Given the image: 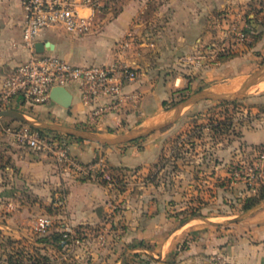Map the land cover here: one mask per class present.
<instances>
[{"label": "rangeland", "instance_id": "rangeland-1", "mask_svg": "<svg viewBox=\"0 0 264 264\" xmlns=\"http://www.w3.org/2000/svg\"><path fill=\"white\" fill-rule=\"evenodd\" d=\"M132 1H107L106 8L95 16L91 33L100 46L99 52L106 50L107 61L103 64L124 62L135 68L139 78L144 80L128 94H136V102H142L152 89L164 88V79L174 80L179 72L191 78L190 83L205 69L217 68L219 72L212 83L217 85L214 94L219 98L201 99L190 104L196 89L207 84L186 91L185 83L173 97L154 100V103L165 102L167 109L186 104L184 115L165 136L159 162L152 166L117 169L116 174L107 171L113 182L105 185L112 191L107 200L109 205L101 207L99 222L75 228L78 241L54 246L47 242V233L36 227L30 238L5 236L0 241V256H6L9 264H116L134 245L145 249L129 250L123 264H158L161 259L150 253L160 254L161 244L127 242L123 235L129 232V222L135 219L146 222L151 215L150 205L156 206L157 215L165 209L172 219V226L195 217L213 222L214 228L217 225L216 232L223 234V239L214 245L218 247L217 252L209 255L212 257L207 263L203 259L193 261L197 264H230L221 252L222 248L235 243L236 233L243 232L244 213L264 203L263 200L251 210H244L246 199L264 184V144L250 145L242 134L244 128L264 122V31L261 42L255 44L261 37L257 29H261L264 18L256 19L255 13L251 12V0L236 1L220 8L208 22L211 32L202 35L197 50L168 53L169 46H177L180 40L179 36L170 35L164 29L169 21L168 15L163 13L167 0ZM131 4L138 9L132 22L129 17L124 19V11ZM242 32L250 35L248 41L242 39ZM258 68L260 70L255 73ZM236 75H247V79H239L235 88L226 87ZM168 86L169 92L173 90ZM2 121L13 124L10 118H2ZM168 128L170 126L162 132ZM44 134L61 135L48 130ZM69 140L72 138H65L70 147ZM106 168L110 170L107 165ZM43 204L41 215L54 213L55 209ZM226 229L229 233H225ZM191 234L178 246L169 245L164 262L177 261L181 252L193 249L192 240L201 242V231Z\"/></svg>", "mask_w": 264, "mask_h": 264}, {"label": "crops", "instance_id": "crops-1", "mask_svg": "<svg viewBox=\"0 0 264 264\" xmlns=\"http://www.w3.org/2000/svg\"><path fill=\"white\" fill-rule=\"evenodd\" d=\"M236 1L239 0H167L163 5L166 12L164 10L163 13L168 15L169 21L164 29L170 35L179 36L180 40L177 46H169L167 52L179 54L182 51L197 50L202 35L206 36L211 32L208 22H211L220 8ZM133 2L138 3L139 0H133ZM250 7H253L251 12L255 13L256 19H259V16L264 18V0H251ZM124 13V19L129 17L132 22L138 14V9L131 4ZM25 19L22 0H0V87L5 75L28 60L31 55L23 42ZM260 27V30L256 29L260 31L261 37L255 40V44L261 42L263 37L264 23H261ZM91 33L84 37H76L63 29H47L41 33L38 42H51L54 48H47L45 52L59 56L73 65L106 63V50L99 52L100 46ZM259 70L260 68L254 72ZM217 72H219L217 68L205 69L199 78L195 77L190 83L191 78L179 72L174 80L164 79L162 81L164 88L152 89L142 102H136L135 99L129 100L120 110L105 112L99 116H93L94 105H86L83 102L80 85L77 82L70 83L66 87L73 95L69 108L51 100L36 106L17 103L11 109L19 110L27 119H33V123L85 131L103 138L132 136L129 140L117 144H103L70 136L72 138L69 140L71 152L83 163L104 159L103 162L114 169L152 166L160 160L165 136L170 133L169 131L180 121L186 111L185 106L167 109L162 101L157 103L153 101L158 98L173 97L179 88L185 86V83L188 87L186 91L207 84L197 88L190 98L201 92L215 93L218 88L212 81ZM239 79H247V75H236L230 79L226 87L235 88ZM143 82L144 80L139 78L137 82L128 84L125 91L130 92L132 88L140 87ZM168 85L173 88L170 92ZM164 92L166 95H163ZM4 118L12 119L13 124L24 123L13 117ZM0 121L3 122L2 118ZM167 126L170 128L162 132ZM48 131L64 134L58 130ZM159 132L162 134H158ZM242 134L244 141L250 145L264 144V122L260 121L254 127L244 128ZM61 190L66 193L63 206L55 202L56 195ZM110 195L112 196V191L107 186L63 175L52 157L36 153L16 141L12 135L0 132V239H2L0 241L9 235L30 238L38 219L45 217L55 220L53 228L45 233L97 223L100 221L101 207L109 205L107 200ZM43 203L55 209L54 213L41 215ZM150 208L151 215L147 217L146 222L140 219L129 222L131 225L128 228L129 232L123 235L127 242L143 241L161 244L160 254L150 253L153 257L156 255L158 259H161L157 261L158 264H197L193 259H203L207 263V259L212 257L209 255L217 252L218 247L215 248L214 245L223 239L221 237L223 234L216 232L217 225L214 228L213 222H206L203 217H195L172 226V219L166 214L165 209L157 215L155 214L156 206L150 205ZM161 217L163 220L160 221ZM243 219L241 223L243 232L236 233L235 243L223 247L221 252H224L230 264H264V203L244 213ZM58 223H60L59 226ZM204 223L206 226H203ZM235 225L231 224L233 227ZM193 231H201L203 236L200 240L203 244L192 240L191 248L193 249L181 252L177 261L164 262L169 245L178 246L180 242L191 237ZM229 231L226 229L225 233ZM142 249L145 248L134 245L129 250L135 252ZM125 254L116 264H123ZM0 264H9L6 256H0Z\"/></svg>", "mask_w": 264, "mask_h": 264}, {"label": "built area", "instance_id": "built-area-1", "mask_svg": "<svg viewBox=\"0 0 264 264\" xmlns=\"http://www.w3.org/2000/svg\"><path fill=\"white\" fill-rule=\"evenodd\" d=\"M107 1L22 0L26 18L23 42L31 55L5 75L0 87V111L11 109L17 103L30 106L44 104L51 101L50 93L54 87H67L73 82L80 85L83 102L95 106L93 116L120 110L129 100L138 98L136 94L130 95L125 91L128 84L137 81L138 71L124 62L73 65L59 56L36 52L39 37L47 29H63L76 37L90 34L95 16L106 8ZM241 37L247 41L250 39L245 32ZM0 132L12 135L36 153L52 157L63 175L82 181L113 183L103 160L83 163L72 154L65 141L70 136L66 134L52 136L24 123L1 121ZM65 201L66 193L61 190L55 202L63 206ZM54 224L55 220L50 217L40 218L36 229L47 232ZM62 232L63 243L78 241L75 229L66 228Z\"/></svg>", "mask_w": 264, "mask_h": 264}, {"label": "water", "instance_id": "water-1", "mask_svg": "<svg viewBox=\"0 0 264 264\" xmlns=\"http://www.w3.org/2000/svg\"><path fill=\"white\" fill-rule=\"evenodd\" d=\"M47 48L53 49L54 45L51 42H47V43L37 42L36 44L37 53H44ZM50 98L52 101L56 102L57 104L65 108H69L72 104L73 95L66 87L57 86L52 89L50 93ZM214 98H219V96L214 93L201 92L197 96L193 97L189 101V103L200 100V99H214ZM182 106L184 107L186 106V104H183ZM4 117H13L34 128L48 129V130H54V131L58 130V131L64 132V134L68 136L81 137V138L89 139V140L96 141V142L103 143V144H117V143L125 142L132 137L131 135H125V136H121L118 138H103L101 136L91 134L89 132L75 130L71 128H64L60 126L47 125V124H42V123H33L32 121L28 120L22 112L16 109L1 110L0 119Z\"/></svg>", "mask_w": 264, "mask_h": 264}, {"label": "trees", "instance_id": "trees-1", "mask_svg": "<svg viewBox=\"0 0 264 264\" xmlns=\"http://www.w3.org/2000/svg\"><path fill=\"white\" fill-rule=\"evenodd\" d=\"M165 104L166 103L164 102L163 103L164 107H165ZM39 130L42 131V132L45 131V129H40V128H39ZM55 134H61V133H57L56 132ZM61 135H63V134H61ZM107 171L109 172V174H116L115 171H119V170L114 169V168H110V170H107ZM101 184L106 185L107 184V181H103ZM263 200H264V184H262L260 186L259 190L255 194L249 196L246 199V205L244 206V210H249V209L257 206ZM46 237L49 238L48 241H47L48 243H51L54 246H61L62 245L63 232L61 230H59V231H53L51 233H47V236Z\"/></svg>", "mask_w": 264, "mask_h": 264}, {"label": "bare ground", "instance_id": "bare-ground-1", "mask_svg": "<svg viewBox=\"0 0 264 264\" xmlns=\"http://www.w3.org/2000/svg\"><path fill=\"white\" fill-rule=\"evenodd\" d=\"M263 82H264V81H263ZM237 83H238V82H237ZM237 83H236V84H237ZM243 84H244V83H243ZM260 84H261V82H260ZM261 85H262V84H261ZM235 86H236V85H235ZM235 86H234V87H235ZM238 87H239V86H238ZM236 90H237V89H236ZM236 90L234 89V91H236ZM160 117H161V116H160Z\"/></svg>", "mask_w": 264, "mask_h": 264}]
</instances>
